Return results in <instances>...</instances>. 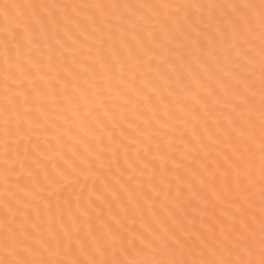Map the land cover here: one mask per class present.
Returning a JSON list of instances; mask_svg holds the SVG:
<instances>
[{"label":"snow or ice","instance_id":"6c2138e0","mask_svg":"<svg viewBox=\"0 0 264 264\" xmlns=\"http://www.w3.org/2000/svg\"><path fill=\"white\" fill-rule=\"evenodd\" d=\"M0 264H264V0H0Z\"/></svg>","mask_w":264,"mask_h":264}]
</instances>
